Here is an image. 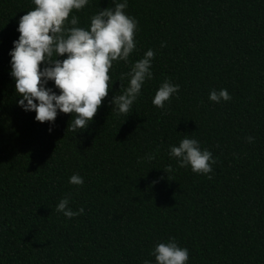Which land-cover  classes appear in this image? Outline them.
<instances>
[{
    "label": "trees",
    "instance_id": "1",
    "mask_svg": "<svg viewBox=\"0 0 264 264\" xmlns=\"http://www.w3.org/2000/svg\"><path fill=\"white\" fill-rule=\"evenodd\" d=\"M127 3L136 49L113 62L108 96L74 134L71 114L58 110L50 125L18 106L9 53L35 6L0 0V264H155L151 250L170 237L188 249L186 264H264V0ZM113 6L89 0L69 19L87 29ZM148 49L152 79L117 116L110 102L128 84L119 76ZM166 79L180 90L158 109ZM45 87L59 94L53 81ZM221 89L231 100L210 101ZM186 137L217 160L211 179L169 157ZM73 174L82 185L69 183ZM69 194V207L84 209L72 219L56 211Z\"/></svg>",
    "mask_w": 264,
    "mask_h": 264
},
{
    "label": "clouds",
    "instance_id": "2",
    "mask_svg": "<svg viewBox=\"0 0 264 264\" xmlns=\"http://www.w3.org/2000/svg\"><path fill=\"white\" fill-rule=\"evenodd\" d=\"M32 3L35 7L19 19V37L9 53L15 94L21 97L17 104L26 112L34 111L37 122L50 125L54 123L58 110L71 114L67 129L75 134L88 127L108 96L113 62L128 63L130 54L136 49L138 21L126 14L127 0H113V7L98 9L90 18L87 29L77 26L78 17H69L73 10L83 9L89 0H32ZM165 46L161 44L162 48ZM61 56L66 58L57 59ZM154 56V51L148 49L143 58L131 65L130 71L120 74L119 81L127 79L128 84L123 93L114 95L110 102L117 116L127 117L132 112L142 85L146 79H152L150 69ZM42 64L45 65L43 69ZM48 81L54 82L59 94L45 87ZM179 90L180 85L166 79L155 92L152 104L164 109L165 103ZM208 98L220 103L230 101L232 97L226 89H221L212 90ZM246 139L249 143L254 141L253 137ZM168 155L178 162L179 167H190L193 173L212 178L208 174L213 172L217 160L207 149L201 150L196 139H182L178 146L170 147ZM154 158L155 153L147 157L148 161ZM163 171L167 174L174 169L168 165ZM83 182L78 174L69 178L72 185L79 186ZM70 195L56 205V211L67 219L84 213L83 208L73 211L69 207ZM150 255L154 256L155 264H186L189 259L188 249L179 247L174 237L166 243H158Z\"/></svg>",
    "mask_w": 264,
    "mask_h": 264
}]
</instances>
